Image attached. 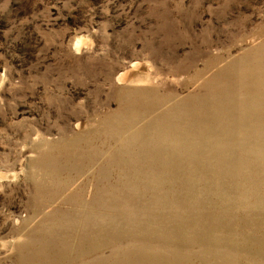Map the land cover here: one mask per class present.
<instances>
[{"label":"rangeland","instance_id":"374dc122","mask_svg":"<svg viewBox=\"0 0 264 264\" xmlns=\"http://www.w3.org/2000/svg\"><path fill=\"white\" fill-rule=\"evenodd\" d=\"M255 48L264 0H0V264H264V138L211 119Z\"/></svg>","mask_w":264,"mask_h":264},{"label":"bare ground","instance_id":"6f19581e","mask_svg":"<svg viewBox=\"0 0 264 264\" xmlns=\"http://www.w3.org/2000/svg\"><path fill=\"white\" fill-rule=\"evenodd\" d=\"M242 69L236 76L228 79L227 88L212 101L211 119L218 121L221 129L234 125L238 127L252 125L256 128L254 145H260L264 138V50L255 48ZM119 79H126L125 74H122ZM203 105L205 107L204 103ZM178 118L176 110L172 109L167 121L169 136L178 140L184 153H199L206 147L209 126L205 125L200 130L191 126L183 132ZM158 136L159 130L152 128L148 142L155 143ZM243 145L242 141L241 146ZM260 167L264 170V155Z\"/></svg>","mask_w":264,"mask_h":264}]
</instances>
